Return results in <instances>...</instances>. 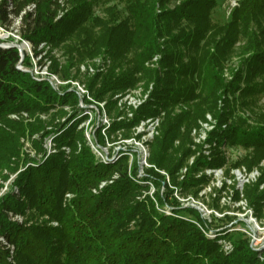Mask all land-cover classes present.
<instances>
[{"label":"trees","instance_id":"1","mask_svg":"<svg viewBox=\"0 0 264 264\" xmlns=\"http://www.w3.org/2000/svg\"><path fill=\"white\" fill-rule=\"evenodd\" d=\"M97 1L1 0L0 26L18 19L20 40L31 45L36 59L46 48L63 50L67 66L60 77L64 80L74 65L105 53L110 66L87 79V90L96 102L133 87L140 79L153 81L154 99L125 124L129 127L143 117L164 113L160 137L149 145L151 167L146 169L148 175L139 177L136 162L129 167L125 156L103 165L87 145L77 151L76 140L83 139L75 131L80 120L67 126L77 116L76 109L62 124L52 120L46 132L39 124L44 137L57 133L55 152L46 156L35 141L36 153L42 157L26 159L25 170L14 181L17 194L11 187L0 196V239L4 241L0 264H264V248L253 250L242 233L227 229L215 231V238L206 237L200 228L206 232L210 228L197 210L180 207L173 197V191L185 196L190 189L196 196L210 177L195 178L194 173L226 164L218 150L211 151V159L201 153L182 180L177 179L191 151L180 153L173 143L180 140L183 145V134L207 113L217 120L207 136L209 146L255 149L245 161L253 167L264 156V118L255 127L227 123L217 106L223 99L226 117L231 116L229 98L236 93L256 96L264 90V0H239L223 25L210 20L217 0H179L173 9L166 7L178 0H116L122 11L107 6L112 0H103L102 19L93 15ZM157 54H162L161 73L145 67ZM233 56L238 57L239 69L231 70V81L225 82L223 65ZM18 65L30 68V59L21 58L16 47L0 48V168L17 156L24 132L22 123L9 116L33 117L77 104L73 91L58 94L46 80L33 78ZM54 67L52 72L58 73ZM190 101L191 112L171 115L172 107ZM57 115L66 114L58 111ZM28 128L32 134L36 126ZM183 128L187 131L182 134ZM64 147L68 153L61 150ZM161 170L168 174V182ZM109 181L98 190V185ZM263 183L264 178L258 179L245 194L258 213L264 204ZM148 184L155 188L152 198ZM233 190L237 198L238 191ZM66 193L73 198L63 206ZM155 203L161 209L169 205L172 215L159 211ZM10 215H21L24 221L12 222ZM44 215L48 221L34 222L35 216ZM219 240L228 241L231 249L222 250Z\"/></svg>","mask_w":264,"mask_h":264},{"label":"rangeland","instance_id":"2","mask_svg":"<svg viewBox=\"0 0 264 264\" xmlns=\"http://www.w3.org/2000/svg\"><path fill=\"white\" fill-rule=\"evenodd\" d=\"M1 2V0H0ZM179 4V0L171 2L166 8L173 9ZM116 6L119 11H122V6L118 4L116 0H112L107 6ZM103 0H98L94 4L93 15L98 18H104L105 13ZM228 0H217L216 6L210 12V20L213 24L223 25L230 17L231 12L228 10ZM228 14V15H227ZM18 19H13L6 27L0 26V44H6L8 46H22L23 57L27 56L30 59L31 67H22L18 65L19 69H23L32 74L33 78L37 80H46L58 94L62 95V92L73 91L77 95V104L74 106L65 105L58 110H50L48 113H37L33 117L22 115L21 117L9 116V119L15 120L18 123H22L24 132L19 139L18 154L13 157L7 167L0 168V196L5 194L11 187H14V192L17 194L19 191L14 184L19 173L25 170L26 159L36 158L40 159L41 154H37L33 146V143L39 142L46 150V156L55 152L54 150V137L57 135H48L44 137V132L50 129L49 123L52 120L53 123H64L67 118L76 109L77 116L72 119L67 126L71 123L80 120V123L76 126L75 131L82 135L83 139L76 140L77 151L80 150L81 145H87L90 150V141L94 146H99L102 149L103 160L106 163H102L99 159L97 162L103 165L116 162L121 156L127 158L128 166L130 167L133 162L137 164V173L139 177H142L146 173V169L151 166L148 164V158L150 155L151 143L161 134V123L163 121V112H159L153 116H147L140 119L135 124H130L126 127V123H131L135 119L137 112L145 105L149 100L154 99L153 94L155 91L154 82H146L144 79H140L133 87L126 89L125 91L117 92L114 94H108L104 97L103 101H94L91 93L87 90V79H90L96 72H105L110 66V59L105 53H101L91 59H86L81 64H76L69 71V79H61L62 68L67 66L66 56L61 49H45V52L41 54L37 59L33 57L32 47L27 41H21L18 30ZM237 47V45H236ZM236 54V53H235ZM162 54L155 55L150 61L145 63V67L151 71L162 72L160 67V60ZM186 62V59L184 60ZM239 60L237 56H233L229 61L225 62L222 69V74L225 82L231 81V70L239 69ZM54 65L58 69V73L52 72ZM56 69V68H55ZM86 75V80H84ZM228 111L231 116L226 117V108L224 100L218 101L217 106L221 119H226L227 123L255 127L264 118V90L256 96L242 97L236 93L234 98H229ZM74 107V108H71ZM155 109H160L155 107ZM58 111L64 112L65 116L57 115ZM172 116H178L180 114L192 111V101L186 103H179L170 109ZM229 119V120H228ZM41 124L45 127V131L41 130L38 126ZM126 124V125H125ZM217 124V120L213 119L210 114H206L204 120H198L197 125H192L188 130V133L183 134L186 129H182L184 144L180 143V140H175L173 145L177 150L180 149V153L189 149L191 151L190 156L184 160V167L178 173L177 179L182 180L186 174V169L192 166L196 157H199L201 153L205 158L211 159V151H219V156L225 161V166L220 169H203L198 173H194L195 178L200 177L202 174L210 177V181L202 187L201 191L195 196L192 189L191 192L185 196H180L176 191H173V197L182 208L191 207L200 214L201 219L210 228V231H205L200 228L202 232L208 238H215V231L227 229L237 233H242L244 237L249 239L250 246L253 249L262 250L264 248V204L260 207L261 212H256L252 204L247 200L245 194L248 193L251 185L257 183L258 179L264 178V156L260 159L259 163L250 165L249 162H245L247 158L255 153V149H243L239 147L230 146H209L206 142L207 136L214 130ZM29 125H35V132L30 133ZM66 126V127H67ZM47 127V128H46ZM66 129V128H65ZM99 134L101 139H98ZM101 140V141H100ZM85 142V144L83 143ZM62 151L68 153L67 148H62ZM92 152V150H91ZM93 153V152H92ZM194 153V154H193ZM246 163V164H245ZM236 165V166H235ZM249 165L253 167L251 171H247L246 167ZM162 175L166 182L169 181V176L165 171H158ZM189 176L193 173L189 172ZM263 173V176H262ZM117 176L114 175L113 178ZM109 182H102L98 185V190L103 188ZM149 185V197L152 198L155 188ZM264 185V183H263ZM263 185L260 186V190ZM169 189H172L170 186ZM233 188L237 189L238 197L234 195ZM94 194L97 193L96 189H92ZM163 186L159 190V194L163 195ZM73 198L70 193L64 194L62 204L69 203V200ZM156 208L166 215H172L169 205L159 208L156 204ZM255 205V204H254ZM256 206V205H255ZM229 218H234L229 220ZM12 222L21 223L24 221V217L21 215H10ZM35 223L43 224L49 220V216H35ZM193 223L195 221H192ZM242 222V224H240ZM196 223V222H195ZM51 225L56 226L55 222H50ZM218 229V230H216ZM3 241V240H2ZM0 243H4L3 242ZM222 250L223 246L231 244L226 240H219ZM225 252L228 250H224Z\"/></svg>","mask_w":264,"mask_h":264},{"label":"built area","instance_id":"3","mask_svg":"<svg viewBox=\"0 0 264 264\" xmlns=\"http://www.w3.org/2000/svg\"><path fill=\"white\" fill-rule=\"evenodd\" d=\"M238 1L239 0H228V10L229 12H231L234 8H236L238 6ZM228 15V14H227ZM90 146H91V150L93 152V154L96 156L97 160L99 159L102 163H106L102 158L103 156V152L102 149L99 146H94V144H92L90 141H88ZM2 241V239H0V242ZM3 242V241H2ZM221 244V243H220ZM224 250H230L231 246L228 245H224L223 246ZM253 249V248H252ZM255 251H258V249H253Z\"/></svg>","mask_w":264,"mask_h":264},{"label":"water","instance_id":"4","mask_svg":"<svg viewBox=\"0 0 264 264\" xmlns=\"http://www.w3.org/2000/svg\"><path fill=\"white\" fill-rule=\"evenodd\" d=\"M9 47H16L21 55V58H23V47L22 46H17V45L8 46L6 44H0V48H9Z\"/></svg>","mask_w":264,"mask_h":264}]
</instances>
